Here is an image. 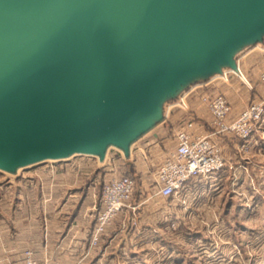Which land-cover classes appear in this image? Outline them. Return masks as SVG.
Returning <instances> with one entry per match:
<instances>
[{
  "label": "water",
  "instance_id": "water-1",
  "mask_svg": "<svg viewBox=\"0 0 264 264\" xmlns=\"http://www.w3.org/2000/svg\"><path fill=\"white\" fill-rule=\"evenodd\" d=\"M261 31L264 0H0V168L77 149L104 158L110 145L128 153L163 118L157 105L141 131L97 141L138 122L165 72ZM12 56L30 73L17 86L2 79Z\"/></svg>",
  "mask_w": 264,
  "mask_h": 264
},
{
  "label": "rangeland",
  "instance_id": "rangeland-1",
  "mask_svg": "<svg viewBox=\"0 0 264 264\" xmlns=\"http://www.w3.org/2000/svg\"><path fill=\"white\" fill-rule=\"evenodd\" d=\"M260 34V39L255 42L248 40L249 36L242 37L239 40H234L233 37L226 41L222 52L215 53L210 58L206 57L202 60L193 57L184 70L180 71L179 68L172 74L165 72L160 84L155 88L153 87L150 94H148V105L140 114L138 122L130 127H125L122 124V127L117 128L112 133L103 135L98 139V143L96 142L100 146L101 142L107 143L116 140L117 135L130 137L133 132L141 131L148 121L156 119V105L162 114H166L168 104H172L163 119L158 120L153 127L132 140L128 153L115 145H110L109 150L106 151L105 165H99L102 168V174L105 173L104 179L110 177L113 171L117 173L130 172L136 176L137 184L133 197L135 203L138 204L136 212L121 213L120 218L112 225L115 230H112L111 234L114 231L118 232L114 243L122 244L131 241L128 232L131 227L136 226L131 218L133 216L139 218L141 215L143 217L141 225L146 229V234L141 235L140 241L147 244L144 250L138 252L143 256V258L140 257L141 262L145 260V264H250L249 259L246 258L240 247L238 242L240 239L237 234V226L241 224V221L248 225H250V221L238 217L237 212L241 209H250L253 205L258 211L257 225L259 229L257 244L254 246V255H257L258 264H264V113L261 114L258 121L254 122V130L247 137L225 134L218 139L224 165L212 177L201 179L208 180L218 176L219 173H223L227 176L224 177L226 179L222 185L213 192L207 185L203 187L206 182L202 180L200 182L203 183L202 186H198L193 190L187 188L188 190L184 189L178 194V196L180 194L186 196L187 193V197L194 196L197 197L196 200L202 195L213 194L216 197L215 200L203 202L202 204L195 202V198H190L189 201L187 199L180 201L176 197L159 196L160 198L157 199L156 196L159 194L156 193L155 183L153 182L154 172L161 165L166 154L175 146L174 135L176 129L192 117L196 120H207L208 123L209 118H206L204 113L201 114L200 118H196L197 116L188 108L187 96H183L182 87L180 86L206 81V85L202 84L194 88L191 93H196V91L202 89L206 93H223L227 98V94H231V97L228 98L229 102L232 100L238 103L235 116L240 113L244 106L250 103L264 102V81L260 78L261 72L264 71V48L260 45L264 43V31H261ZM224 51L227 52L226 55L230 60L222 54ZM244 52L257 55V58L253 59L250 65L246 64L245 66L242 58L241 63L238 61L239 56ZM231 60L239 62L243 77L236 74H230L227 78L219 76L224 66ZM170 76L172 77L170 78ZM171 79L174 80L173 83L170 82ZM197 79L203 80L195 81ZM176 81L178 82L176 83ZM226 82L231 91L226 92L227 94L225 91L220 90ZM182 96L184 105L180 103ZM230 106L232 109L231 102ZM157 132L159 137L155 138L154 135ZM129 154L131 155L130 158H128ZM69 160H74V158L72 157ZM66 161V159H48L39 164L37 163V165L15 168L9 172L0 170V189L7 190L8 195H17V193H22L20 189H26V182L32 179L36 180V185L38 184L39 188L42 189L39 184L43 180H49L52 177L51 174H57V170L52 169L64 167ZM109 162L112 164L109 165ZM240 169L243 171L241 174L238 173ZM236 174L238 180H244L240 188H238V185L233 184L237 177ZM196 180L199 181L198 178ZM148 196L151 197L148 198ZM22 197L26 200L24 195L18 199L13 197L12 200L21 201L23 200ZM251 199H253V204ZM42 203L41 198L36 196V210H42ZM46 205L47 209L55 208L57 210L59 208L58 202H47ZM225 210L227 214H225ZM138 212L141 214L139 215ZM23 216H25L24 211L19 213V218ZM23 221L20 220L19 228H21V222ZM101 240L102 247L103 244L107 245L109 243V238L105 235L101 237ZM135 241H138V239L133 242L135 243ZM53 247L55 248L53 250H42L37 247L34 251L19 248L15 251H7L4 254L9 256L10 264H23L28 253H31L36 259H42L39 257H43L56 261L61 253L56 244ZM61 260L69 261L70 259L62 257ZM137 260L130 264H138ZM123 264L127 263L124 262Z\"/></svg>",
  "mask_w": 264,
  "mask_h": 264
},
{
  "label": "crops",
  "instance_id": "crops-1",
  "mask_svg": "<svg viewBox=\"0 0 264 264\" xmlns=\"http://www.w3.org/2000/svg\"><path fill=\"white\" fill-rule=\"evenodd\" d=\"M241 58L243 64L246 66V64L250 65L253 59L257 58V55H250L249 52H244L239 56L238 61L240 63ZM205 79L207 80V77ZM201 80L203 79H197L195 81ZM202 84L206 85V81L182 86L183 96H187L188 108L197 116L196 118H200L202 113L205 114L206 118H209L208 123L207 120L195 119L196 133L205 132L210 129L209 113L199 98L206 91L203 92L201 89L200 91H196V93H191L194 88ZM227 84L226 82V86L224 85V87L222 85L220 90L228 93L230 87ZM227 95L228 98L231 97V94ZM230 102L232 105L231 116H235L238 103L232 100ZM170 105L172 104H168L167 112L164 115H167L170 110ZM154 137L158 138L159 133H155ZM72 157L74 160H69ZM63 159L67 160L64 167L52 169L57 170V174H51L52 177L49 180H43L39 184L42 189L39 188L38 184L36 185V180L34 179L26 182V189H20V192L24 193L23 195L26 200L22 197L23 200L21 201H13V197L18 199L23 196L22 193L8 195L7 190L0 189V264H10L9 256L4 254L7 251H15L19 248H27L34 251L37 247L42 250H53L55 249L53 247L55 244L61 253L56 260L60 264H123L124 262L130 264L131 262H135L136 259H138V264H145V260L143 262H141L142 259L140 260V257L143 258V256L138 254L140 250H144L147 246L146 243L140 241L141 235L143 233L146 234V229L141 225L143 217H141L140 212H138L140 215L139 218H136V226L132 228L134 232H128L131 241H126L122 244L114 243L118 232L114 231L111 234V231L115 230L112 225L120 218L121 214H118L103 234L109 238V243L107 245L103 244L102 247L100 244L102 242L101 240L97 246L88 248V251L87 247H89L95 216L101 206V184L104 180L105 173L102 174V168L100 166L104 163V158H100L98 155L73 154ZM111 164L109 162V165ZM242 172V169H240L238 173L241 174ZM237 174L233 184L238 185V188H240L244 180H238ZM225 176L227 175L219 173L218 176L208 180L199 178L197 182L196 179H192L187 183L186 189L193 190L198 186L200 187L203 185L200 182L204 180L206 184L203 187L207 185L214 192L225 181ZM185 195L184 198L186 197L185 199L188 201L195 198L194 196L187 197V193ZM36 196L40 197L43 202L42 210H36ZM159 196L161 195L156 196V198L159 199ZM150 197L148 196V198ZM215 198L213 194H205L198 198V200H196L197 197L194 200L195 202L203 204V202H211ZM47 202H58L59 208L57 210L55 208L47 209ZM251 202L253 204V199H251ZM22 211L25 212V216L19 218V213ZM212 214L214 215L213 210ZM225 214H227L226 210ZM237 214L238 217H243L250 221V225L244 224L241 221V224L237 226L240 247L245 253L246 258L249 259L250 264H258L257 255H254V246L257 244V236L259 233L257 225L258 211L252 205L250 209H241ZM20 220H24L21 222V228H19ZM253 220L255 222L254 225ZM136 239L138 241L134 243L133 241ZM86 251H88L87 254ZM59 257L60 259L63 257L64 259L70 260L60 261L58 259ZM39 258L44 259L43 257ZM49 259L52 260L51 258Z\"/></svg>",
  "mask_w": 264,
  "mask_h": 264
},
{
  "label": "built area",
  "instance_id": "built-area-1",
  "mask_svg": "<svg viewBox=\"0 0 264 264\" xmlns=\"http://www.w3.org/2000/svg\"><path fill=\"white\" fill-rule=\"evenodd\" d=\"M260 45L264 48V43ZM230 74L244 76L239 62H237L236 68L223 69L219 76L227 78ZM260 78L264 81V71L261 72ZM199 98L209 113L210 129L196 133V121L193 117L184 121L176 129L175 147L166 154L153 176L156 193L163 197H176L177 200L185 201L184 195L180 194L178 196V194L186 189L190 180L212 177L222 169L224 159L218 139L225 134L247 137L254 130V122L258 121L261 114L264 113V102H254L244 106L237 116L231 117L232 109L225 94L203 93ZM180 103L185 104L182 98ZM109 148L110 146L106 151ZM106 154L107 152L104 155V162ZM130 156L129 154L128 158ZM102 165L104 166L105 163ZM136 180L133 173L113 171L110 177L102 181L101 206L95 216L89 248L98 245L106 228L118 214L136 212L138 204L133 200L136 191ZM136 218V216L131 218L133 223L137 222ZM129 232H134L132 227ZM23 264L60 263L48 258L36 259L31 253H28Z\"/></svg>",
  "mask_w": 264,
  "mask_h": 264
},
{
  "label": "bare ground",
  "instance_id": "bare-ground-1",
  "mask_svg": "<svg viewBox=\"0 0 264 264\" xmlns=\"http://www.w3.org/2000/svg\"><path fill=\"white\" fill-rule=\"evenodd\" d=\"M16 30H17V26H16ZM20 30H22V28H20ZM0 36H1V35H0ZM0 56H2V57H0V60H4V56H3V55H0ZM6 59H8L7 62H5ZM6 59H5L4 63L6 64V63H8V61H9V63L11 62V64H12L13 66H16V67H13V69H14V70L16 69V71H14V72H10V70H7L6 72H3L4 74H3L2 79H5L6 82H7V81L12 82V84L15 85V86H17V83H19L20 81L25 82V79H24V78H25V76H26V70H23V69H27V71H28V68L23 67V66H25V65L19 67L18 62L21 63V60H20L21 57H18V56H12V57H8V58H6ZM13 61L17 62V65H15V63H14ZM28 76H30L29 71H28ZM134 123H135V121L132 122V124H134ZM111 131H113V130L111 129L110 132H111ZM73 154L98 155L96 152H93V151H88V150H85V149H77V150H74V151L68 153L67 155H63V156H61V157H50V158H45V159H42V160H39V161H33V162H30V163H27L26 165H18L17 169H18V168H21V167H25V166H29V165H33V164H37V163H41V162H44V161H46V160H48V159H52V160H55V159H63V158H66V157H68V156H70V155H73ZM98 156H99V155H98ZM99 157H100V156H99ZM0 170L8 171V170L3 169V168H0ZM8 172H9V171H8Z\"/></svg>",
  "mask_w": 264,
  "mask_h": 264
},
{
  "label": "trees",
  "instance_id": "trees-1",
  "mask_svg": "<svg viewBox=\"0 0 264 264\" xmlns=\"http://www.w3.org/2000/svg\"><path fill=\"white\" fill-rule=\"evenodd\" d=\"M163 119V118H162Z\"/></svg>",
  "mask_w": 264,
  "mask_h": 264
}]
</instances>
